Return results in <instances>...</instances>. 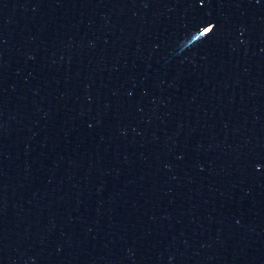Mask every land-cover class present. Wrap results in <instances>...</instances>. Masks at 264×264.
<instances>
[{
  "label": "water",
  "instance_id": "95a60500",
  "mask_svg": "<svg viewBox=\"0 0 264 264\" xmlns=\"http://www.w3.org/2000/svg\"><path fill=\"white\" fill-rule=\"evenodd\" d=\"M0 264H264V0H0Z\"/></svg>",
  "mask_w": 264,
  "mask_h": 264
}]
</instances>
